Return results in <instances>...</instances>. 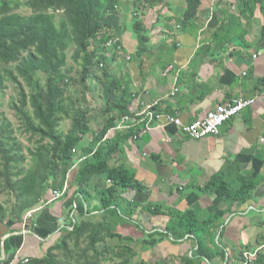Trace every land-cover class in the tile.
Instances as JSON below:
<instances>
[{
  "label": "crops",
  "instance_id": "obj_1",
  "mask_svg": "<svg viewBox=\"0 0 264 264\" xmlns=\"http://www.w3.org/2000/svg\"><path fill=\"white\" fill-rule=\"evenodd\" d=\"M114 1L117 22L102 49L103 63L129 91L118 92V99L128 111L125 117L136 115L139 121L131 129L140 131L137 138L121 140L122 149L110 164L130 171L143 190L126 192L115 215L106 218L98 198L107 186L106 174L89 182L87 201L77 195L74 182L83 161V149H78L79 159L59 192L61 198L50 192L34 208L32 218L26 212L19 221L7 218L0 224V264L41 259L65 231L83 221L109 222L113 234L136 239L134 243L159 242L148 252L134 250L140 263L244 264L246 253H264L263 8L254 0ZM192 12L188 20L186 15ZM138 34L146 41L144 47ZM91 79L102 92V83ZM100 100V108L89 113L93 133L83 141L85 148L112 118L105 113L103 92ZM237 101L248 105L221 127L219 136L199 140L175 125L156 127L146 114L178 117L191 124L218 106ZM117 118V127L102 143L119 141L118 136L131 130L119 128L125 124L120 112ZM215 179L226 182L230 191L239 190L248 180L257 185L246 201L233 203L202 191ZM72 198L76 200L71 211ZM78 199L84 212L77 208ZM188 211L205 228L200 233L202 254L195 235L176 240L166 231L178 213ZM220 212L225 215L215 218Z\"/></svg>",
  "mask_w": 264,
  "mask_h": 264
},
{
  "label": "trees",
  "instance_id": "obj_2",
  "mask_svg": "<svg viewBox=\"0 0 264 264\" xmlns=\"http://www.w3.org/2000/svg\"><path fill=\"white\" fill-rule=\"evenodd\" d=\"M7 1L0 0V91L6 79L18 84L17 78L21 77L30 84L33 91L31 97L33 115L25 110L28 102L24 90L19 85L20 100L17 105H13V110L27 132L40 136L41 142L49 141L50 145L39 148L41 154L38 152V156L42 158L38 171L28 175H25L23 170L18 173L25 177L18 188L11 180V170L12 165L20 164L23 159L19 155L18 144L11 137L12 132L8 130L9 125L0 126V160L2 164L0 177L4 179L12 196L7 208L0 206L2 214L0 224H3L8 214H15L12 211L19 201L24 202V206L19 210L17 219L11 220L19 221L26 212L35 210L34 208L43 202L50 192L54 194L64 191L68 175L79 159L77 157L78 149H83V156L80 158L83 161L74 182L78 188L77 195L80 194L87 201L89 182L96 175L106 174L107 186L98 194L99 209L106 212V218L114 216L119 209L118 202H121L122 196L126 192L143 190L141 185L135 183V176L130 171L122 166L115 167L110 164L113 155L122 149L121 140L136 136L140 130H128L123 133L125 136L121 135L122 138L119 136L116 138L119 141L114 139L102 143L110 129L117 127V123L120 121V118H117V113L120 112L124 118L128 114V111L122 106L121 99H118V92L129 93V91L127 88L123 90V83L113 77L103 63L102 49L110 40L108 32L116 26L117 22L115 1L35 0L33 7L36 12L30 17L11 14ZM254 2L261 5L264 11V0H254ZM38 9H41L42 12L38 13ZM49 11H53V13H49ZM194 12L188 13L186 18L191 20ZM60 13H63L62 17H58ZM139 38L140 43L143 44L142 47H144L146 41L143 35L140 34ZM71 46L77 49L74 56L75 61L82 60L81 83L91 77H95L102 83V92L107 105L105 113L112 114V118L105 126L95 132L93 142L88 148L83 146V139L92 131L88 111L72 114L74 109L70 108L68 104L66 105L62 99L61 83L65 81L62 69L66 66V52ZM11 64H16L14 69H7L6 67ZM39 74L45 75L46 81L43 87L37 78ZM66 117H72V126L67 134L61 131L59 123L62 118ZM256 185L254 181L248 180L239 190L230 191L226 182H218L215 179L202 191L222 196L235 203L246 201ZM75 200L72 198L68 201L71 211ZM77 208L84 212V203L80 199L77 201ZM143 210L146 212L149 210L151 214H155L151 212L150 208ZM224 215L225 212H220L215 218ZM73 225V230L67 231V236H64L61 242L57 241L47 249L44 257L26 264H56L51 255L52 250L60 246L65 247L67 237H75L78 240L85 235L88 237L86 239L88 249L94 253L95 258L105 259L106 253L109 251L113 258L119 261V264H131L130 260L136 256L130 247L131 239L111 233L109 222L91 224V222L83 221ZM204 230L205 228L196 221L193 211L178 213L177 220L171 222L166 229L167 233L176 240L183 238L186 234L195 235L199 240V254H202L204 250V241L200 236ZM103 234L106 237H103ZM106 238L119 240V244L114 250L103 244ZM145 238L148 239L149 236ZM158 243L145 240L143 242V246L147 247L145 252L154 249ZM98 249H100L99 252H97ZM190 263L193 264V262ZM253 264H264L262 251L257 253Z\"/></svg>",
  "mask_w": 264,
  "mask_h": 264
},
{
  "label": "rangeland",
  "instance_id": "obj_3",
  "mask_svg": "<svg viewBox=\"0 0 264 264\" xmlns=\"http://www.w3.org/2000/svg\"><path fill=\"white\" fill-rule=\"evenodd\" d=\"M9 11L11 14H18L23 17H30L35 14V9L33 4L35 0H8ZM37 12H42L41 9H38ZM49 13H53V11H49ZM56 15V14H55ZM62 17L63 13H60L58 17ZM77 49L74 46L66 52L67 60L66 66L62 69L65 81L61 83V88L63 92L62 99L65 101V104L69 105L70 108H73L72 114L81 113L85 110L90 113V111L100 108L101 100L100 93L101 90L96 81L89 78L85 82L81 83L80 81V73H81V59L75 61L74 56ZM81 54H79L80 56ZM82 56V55H81ZM16 64H11L7 69L13 70ZM1 70V68H0ZM38 81L41 87L44 86L46 81L44 74L37 75ZM17 83H13L8 81L7 79L3 83V88L0 91V126L9 125L8 130L12 132L11 137L14 139L15 143L18 144L19 155L22 157L23 161L18 165H12V174L11 180L14 184L21 186L25 177L19 175L20 171H24L25 175L30 173H34L38 171L40 167V159L38 156V152L41 154V147H48L50 145L49 141H40V136L31 134L27 132L23 127V123L20 121L19 117L15 114L13 110V105H17L20 100L19 96V88L18 85L24 90L27 98L28 105L25 110L28 111L29 114L33 115V105L31 102V97L33 94L32 88L29 83L26 82L21 77L17 78ZM60 121V129L65 134H67L72 126V117L71 118H62ZM100 130V129H99ZM93 133V132H91ZM87 138L91 139V135L88 134L83 141ZM84 143V142H83ZM0 160V166H1ZM10 190L8 189L4 179L0 177V206L3 208H7L6 206L11 201L12 196L10 195ZM24 206V202L19 201L13 208L12 212L15 214H8V219H17L18 212ZM10 210V209H9ZM13 216V218H12ZM6 218V220H7ZM2 220V214L0 213V221ZM114 225L109 223V227L111 229V233H114L113 228ZM67 231H65L64 236H67ZM117 235V234H116ZM69 236V235H68ZM103 237H106L103 234ZM81 239H75V237H67L65 241V247H58L52 250L51 255L53 256V261L56 264H119V261L114 259L112 254L107 251V256L105 259L102 257L95 258L94 253H92L88 249L87 235L81 236ZM63 238L59 241L61 242ZM132 244L130 247H133V251L135 250H144L147 247L143 246V241L135 242L136 239H131ZM103 244L108 246L109 249H115V247L119 244V240L105 239ZM47 251V250H46ZM100 249L97 250L99 252ZM46 253V252H45ZM45 255V254H44ZM44 257V256H43ZM131 264H139L140 258L133 257L131 260ZM30 264V263H29Z\"/></svg>",
  "mask_w": 264,
  "mask_h": 264
},
{
  "label": "built area",
  "instance_id": "obj_4",
  "mask_svg": "<svg viewBox=\"0 0 264 264\" xmlns=\"http://www.w3.org/2000/svg\"><path fill=\"white\" fill-rule=\"evenodd\" d=\"M247 103L242 101H237L233 105H221L215 108L214 110L210 111L204 119L197 120L191 124H185L180 118L178 117H159L154 116L151 112H146L149 116L150 123H154L156 127H169V126H178L180 127L183 132H185L190 138L192 139H202L207 136H219L221 127L234 116H236L245 106ZM124 125L120 126L121 129H131L136 127L139 124L136 115L127 116L124 118ZM158 123V125H157ZM149 126L146 127V131H149ZM137 138V136H135ZM55 198H61L62 194L59 192L54 193ZM35 210H32L27 213V218H32ZM258 251L255 253H246L244 255V264H249L252 259H254L257 255Z\"/></svg>",
  "mask_w": 264,
  "mask_h": 264
}]
</instances>
